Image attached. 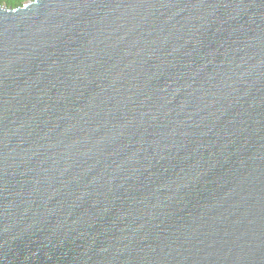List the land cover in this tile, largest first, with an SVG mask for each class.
<instances>
[{"label": "water", "instance_id": "95a60500", "mask_svg": "<svg viewBox=\"0 0 264 264\" xmlns=\"http://www.w3.org/2000/svg\"><path fill=\"white\" fill-rule=\"evenodd\" d=\"M0 264H264V0L0 4Z\"/></svg>", "mask_w": 264, "mask_h": 264}, {"label": "trees", "instance_id": "16d2710c", "mask_svg": "<svg viewBox=\"0 0 264 264\" xmlns=\"http://www.w3.org/2000/svg\"><path fill=\"white\" fill-rule=\"evenodd\" d=\"M28 1H32V0H0V4L7 5L8 7H11L14 9V8L22 6Z\"/></svg>", "mask_w": 264, "mask_h": 264}]
</instances>
